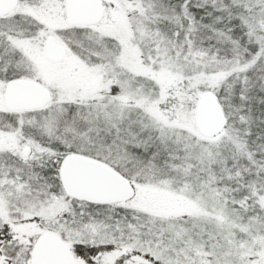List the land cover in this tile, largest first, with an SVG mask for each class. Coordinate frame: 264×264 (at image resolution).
I'll list each match as a JSON object with an SVG mask.
<instances>
[{
  "label": "snow or ice",
  "instance_id": "1",
  "mask_svg": "<svg viewBox=\"0 0 264 264\" xmlns=\"http://www.w3.org/2000/svg\"><path fill=\"white\" fill-rule=\"evenodd\" d=\"M0 264H264V0H0Z\"/></svg>",
  "mask_w": 264,
  "mask_h": 264
}]
</instances>
